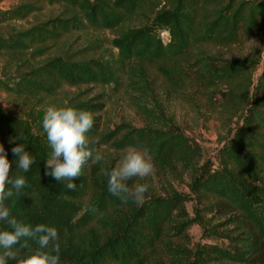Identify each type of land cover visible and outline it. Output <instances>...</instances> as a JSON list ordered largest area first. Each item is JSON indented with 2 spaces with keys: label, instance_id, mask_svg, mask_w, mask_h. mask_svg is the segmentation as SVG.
Returning a JSON list of instances; mask_svg holds the SVG:
<instances>
[{
  "label": "trees",
  "instance_id": "1",
  "mask_svg": "<svg viewBox=\"0 0 264 264\" xmlns=\"http://www.w3.org/2000/svg\"><path fill=\"white\" fill-rule=\"evenodd\" d=\"M44 4L64 5L69 13L18 25ZM86 30L115 33L112 50L97 55L95 45L83 55L65 49L66 36ZM260 33L264 0H32L0 9V87L29 114L22 118L0 106V143L13 161L10 175L18 171L14 138L35 157L23 173L24 188L4 202L11 216L56 227L60 264H166L155 260L159 246L169 264H264V47L258 58L231 51ZM144 64L160 72L175 99L191 106L197 96L205 99L221 123L214 158L167 113ZM83 86L127 87L146 123L102 128L94 117L89 147L102 159L86 164L69 190L44 174L50 148L41 124L53 104L102 112L105 90L94 99L70 95L69 88ZM129 147L147 149L170 177L188 175L189 191L164 195L149 184L143 203H121L108 193L104 175L116 158L103 150ZM194 225L206 241L185 247ZM7 229L0 221V230ZM28 245L15 246L17 259L8 264L35 250L34 240Z\"/></svg>",
  "mask_w": 264,
  "mask_h": 264
},
{
  "label": "clouds",
  "instance_id": "2",
  "mask_svg": "<svg viewBox=\"0 0 264 264\" xmlns=\"http://www.w3.org/2000/svg\"><path fill=\"white\" fill-rule=\"evenodd\" d=\"M94 124L91 111L71 105H49L43 115L42 129L46 134L50 152L44 159L45 175L62 181L69 190L77 188L74 178L81 176L86 164H97L102 156L89 147L88 133ZM13 139L11 153L15 160L16 175H10L13 161L8 159L0 143V221H6L7 230H0V264L16 260L15 246L28 247L34 240L35 250L18 260L17 264H60L61 245L57 228L43 223L35 226L18 221L10 214L4 202L14 193L18 194L26 185L23 173L29 172L35 157L25 143ZM153 163L147 149L127 148L117 164L105 171L107 191L121 203L141 204L148 192L147 183H137L135 178L152 174ZM129 181H133L130 185Z\"/></svg>",
  "mask_w": 264,
  "mask_h": 264
},
{
  "label": "rangeland",
  "instance_id": "3",
  "mask_svg": "<svg viewBox=\"0 0 264 264\" xmlns=\"http://www.w3.org/2000/svg\"><path fill=\"white\" fill-rule=\"evenodd\" d=\"M29 1L32 0H4L0 2V9L6 10L22 2ZM61 13L67 14L69 13V10H67L64 5L60 4H44V7L36 12L35 15H32L26 21L18 22V25L28 27L32 23L44 21ZM163 34V40L168 41L166 33ZM114 35L115 33L111 31L96 32L94 30H86L76 32L64 38V42L66 43L65 49H69V52L71 53L81 51V54L84 55V51L87 54H91V49L88 50V48L97 45V55L107 54L112 50L110 41ZM262 47H264V33H260L244 43L234 45L231 51L236 55L258 58V54ZM113 50L115 53L117 52V50ZM144 67L148 69L150 79L153 81L154 89L157 91L159 96L165 100L167 113L174 117L175 121L182 126L187 134L195 138L200 143L207 158H214L219 146L218 135L219 131H221V123L214 114L211 113L210 115L209 111H207L208 107L206 106L205 99L202 96H197L196 100L198 103L195 106H191L179 98L175 99L170 93L168 94L165 92V79L160 72L153 66L147 67V64H144ZM104 90L106 92L104 94L106 100L104 110L94 115V117L98 119L102 128L108 125L113 126L114 124H118L122 121H128L136 126L144 125L146 123L144 114L138 111V109L132 104L127 93L128 88L125 86L116 90L112 88L102 89L99 86H83L82 88L68 89L70 95L84 92L83 97L86 99H94L96 96L103 94L102 92ZM21 104V102L15 101L11 95L0 87L1 107L9 112L21 116L22 118H26L29 114H27L26 109ZM103 153L105 155H110L111 158H116V162H118L124 152H116L112 149H108L107 151L103 150ZM141 179L148 185L152 184L157 193L164 195L170 194L172 190H176L181 193L189 191L188 183L190 179L188 175H185L183 180L175 179L159 170L154 163L152 174ZM188 208L192 212L191 203L188 204ZM205 241L202 229L198 225H194L188 231L187 239L181 243L185 247L194 248L197 244L204 243ZM179 242V239L174 240V244H178ZM216 242L224 243L221 240ZM154 257L156 262L159 263L164 262L169 264L170 262L169 254L162 246L156 248Z\"/></svg>",
  "mask_w": 264,
  "mask_h": 264
},
{
  "label": "built area",
  "instance_id": "4",
  "mask_svg": "<svg viewBox=\"0 0 264 264\" xmlns=\"http://www.w3.org/2000/svg\"><path fill=\"white\" fill-rule=\"evenodd\" d=\"M164 33H166V35H167V32H164Z\"/></svg>",
  "mask_w": 264,
  "mask_h": 264
}]
</instances>
